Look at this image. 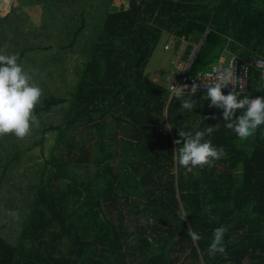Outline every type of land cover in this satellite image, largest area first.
<instances>
[{
	"label": "trees",
	"instance_id": "1",
	"mask_svg": "<svg viewBox=\"0 0 264 264\" xmlns=\"http://www.w3.org/2000/svg\"><path fill=\"white\" fill-rule=\"evenodd\" d=\"M112 1L18 0L0 16V50L28 60L43 92L34 109L39 127L22 139L0 135V181L18 187L34 174L15 221H0V264H264V125L241 141L225 127L222 109L189 112L143 80L162 29L185 39L204 34L190 74L219 58L231 16L252 32L246 41L255 36L253 47L262 46L264 0H217L208 8L195 0H128L127 8L111 10ZM23 6L40 7L38 26ZM191 49L185 46L183 57ZM70 56L83 58L72 81ZM254 69L250 88L262 79ZM216 124L205 139L225 155L186 173L174 151L179 130ZM50 132L55 143L45 158ZM120 143L126 154L112 164ZM38 145L41 160L30 152ZM56 181L62 186L54 190ZM103 204L113 207L116 222L99 216ZM220 226L227 255L210 256ZM65 237L70 245L63 248Z\"/></svg>",
	"mask_w": 264,
	"mask_h": 264
},
{
	"label": "clouds",
	"instance_id": "2",
	"mask_svg": "<svg viewBox=\"0 0 264 264\" xmlns=\"http://www.w3.org/2000/svg\"><path fill=\"white\" fill-rule=\"evenodd\" d=\"M19 59V53L6 54L0 50V135L14 134L22 139L31 133L33 126L39 127L40 121L34 109L40 102L43 92L33 81L32 76L24 70ZM234 78H237L234 64L230 62L226 67L217 70L215 79L211 83L205 82L202 86L207 90L204 98L210 100V106L223 110L225 127L232 130L238 139L243 141L253 136L256 130L264 125V96L252 98L235 89L230 90L227 95L223 94L222 89L229 84H234L232 83ZM262 79H264V73H262ZM200 87L201 85L193 83L190 91H186L189 89L188 84H169L171 93L181 101V107L189 112L196 107L191 97L196 95ZM237 110H242V114L236 116ZM212 118L215 119V117ZM167 128L171 127L167 126ZM218 128L219 125L216 124L194 133L179 130L178 135L182 139L174 141L180 146L174 151L178 153V163L185 168L186 173L192 172L198 166H212L215 160L225 155L223 147L217 148L212 145L210 139H205L206 135L211 136ZM9 215L15 216L16 213L10 212ZM186 216H182L181 219L184 220ZM226 231L224 226L213 230V238L208 248L210 256H215L217 253L227 255L223 243ZM187 234L193 242L201 239L191 226L187 229Z\"/></svg>",
	"mask_w": 264,
	"mask_h": 264
},
{
	"label": "crops",
	"instance_id": "3",
	"mask_svg": "<svg viewBox=\"0 0 264 264\" xmlns=\"http://www.w3.org/2000/svg\"><path fill=\"white\" fill-rule=\"evenodd\" d=\"M121 1L122 2L126 1V2L123 5L122 4L120 5L119 0H113L112 4H111V10H119V9H124V8L128 7V4H129L128 0H121ZM213 1L214 2L211 6H213L217 2V0H213ZM195 2L198 3V0H195ZM248 6H249V4H246L244 6H240L241 9L239 7L237 9L243 10ZM232 19H234V18H232V16H231L230 23H232V25H231V27L229 25L230 28L228 29V33L226 34V36L228 38V42H227L226 46L224 47L223 51L220 53V56L224 55L226 57L230 53H235L247 61H253L257 58H263L264 59V43L262 44V46H258L257 48L253 47V45L256 42V40L254 39L255 36L254 37L252 36L250 41H246L245 34L246 33L252 34V32H250L248 27L246 25H244L242 22H237V21L234 22ZM239 19H241V18H239ZM208 28H210V27H208ZM244 30L246 31L245 33H243ZM239 35L242 37L239 38L238 37ZM171 36H174V38L176 40V46H180L184 50L185 46L191 45L192 46L191 50H193L195 52L203 40V34H200L199 32L194 31L188 36V38L185 39L180 34H175L171 31L162 29L161 35L159 37L157 44L155 45L152 56L150 57L148 64L144 68L143 77L146 79H143V80H145L146 82H149L151 88L152 87L156 88V86H157V88H160V90H163L164 93H161V94H166V95L168 94L169 98L173 97V96H170V93L168 92L167 87H168V85H169V83L172 80L173 75H174L173 60H174V55H175L174 52L176 50V46H173L170 49H165V44L170 40ZM159 41H161V42H159ZM76 58H77V56H70L67 59L68 62L66 65V68H67L66 76L68 78H66V79H77V77H78L77 70L78 71L80 70V68H81L80 62L82 61L83 58H80V59H76ZM27 61L28 60H24L22 62V66H23L25 71L30 73L32 71H30L31 68L28 67ZM152 63L154 64V69L149 70ZM169 67H171V68L169 69ZM253 68H255V67H253ZM157 69H159V70H157ZM166 70H171V71L169 73V71L167 72ZM254 70H257V72H259L260 74L264 73V69L255 68ZM69 72H71V75H68ZM165 72L168 75H165L164 74ZM30 75L31 76L33 75L32 76L33 79L35 78V74H30ZM158 76H166L167 77V79H164V82H165L164 85L165 86L160 85V84H162L160 82V81H162V79H158ZM251 81H254V79H252ZM258 83L259 84H256L251 88L248 87L247 91L241 92V93L247 94L250 97L254 98L256 96V94L259 93V91L264 89V81L262 79H259ZM223 94L227 95L228 92H223ZM205 96H206V94H201V95H193L191 97L192 100H194L196 103V107L193 109L194 111H199V109H198L199 107L202 108L201 111L205 110V109L214 108V107L210 106L211 102H210V100H207L206 98H204ZM185 98H187V94H185ZM240 98H242V96ZM241 112H242V110H237L236 113L241 114ZM57 187H58V185L54 186L53 189L57 190Z\"/></svg>",
	"mask_w": 264,
	"mask_h": 264
},
{
	"label": "rangeland",
	"instance_id": "4",
	"mask_svg": "<svg viewBox=\"0 0 264 264\" xmlns=\"http://www.w3.org/2000/svg\"><path fill=\"white\" fill-rule=\"evenodd\" d=\"M121 2V3H120ZM126 2V1H125ZM125 2H122L121 0H119V4L123 5ZM213 0H198V3H201L204 5V7H210L213 4ZM18 4V0H0V16H4L7 14V12L11 9V7L16 6ZM125 7V6H124ZM127 8V7H126ZM23 11H26L27 14L29 15V17L31 18V20L33 21L34 24H36L37 26L40 24V16H41V9L38 6H23ZM161 42V41H159ZM176 46V45H175ZM177 47V46H176ZM76 59H80V58H76ZM171 67H169L170 69ZM159 70V69H157ZM167 72L171 70H166ZM175 73V70H174ZM165 75L166 72L164 73ZM68 75H71V72L68 73ZM73 75V74H72ZM33 76V75H32ZM66 78H68L66 76ZM158 79H162V81H160L162 84H160L161 86H165V82L164 79H167L166 76H158ZM70 81H72L73 79H69ZM168 88V87H167ZM165 126L167 128L168 122L165 123ZM169 129V128H168ZM170 130V129H169ZM40 134V133H39ZM41 137V136H39ZM45 147L43 149V153H44V157H48L50 154L51 149L53 148V144L55 143V133H48L45 134ZM88 136L85 137V140L87 142ZM32 142H30L27 146H30ZM116 157H114L115 159L112 161V164L115 163V160L119 158L118 157H122L123 155H125V150L123 148V145L120 143L119 145H116L115 147ZM30 152H32L33 154H35L37 157L36 159L41 160V145L36 146V148H34V150H31ZM55 152L57 153V151L55 150ZM58 152H63V150H59ZM0 153L2 154L1 156V160H5V152L3 150H0ZM41 157V158H40ZM31 162L36 163L35 161H33V159L31 160ZM32 177L27 176L26 178L21 179L19 182H16L15 184H18V187H14V185L12 184V181L7 183L5 182V184H10V186H6L2 181H0V221H2L3 218H6L8 220H10L9 222H7V226H9V223L12 224L17 216V210L18 207H20L22 205V203L20 202V200L22 199V201H27V196H28V187H30L29 185L34 181V174H30ZM36 176V175H35ZM56 185H60L62 186V184L59 183V181H56ZM6 186V190H9L10 188L13 190L10 191L9 193L4 192L5 191V187ZM7 197H10V199L12 200H7ZM21 203V204H20ZM20 204V205H19ZM20 210V208H19ZM10 212H14L16 213L15 216L13 215H9ZM99 216L101 217V215H106L107 218L113 220L114 222H116V215L114 214V210L113 207L109 206V204H103L100 209L98 210ZM52 231H58V226L55 225L53 227L50 228ZM132 229V228H130ZM5 234L7 237H9L10 239L12 236V233L15 232V230L10 231V228H8V230L5 229ZM7 240H9L7 238ZM64 240V245L63 247H67L70 245V240L68 238H63ZM91 240V238H90Z\"/></svg>",
	"mask_w": 264,
	"mask_h": 264
},
{
	"label": "built area",
	"instance_id": "5",
	"mask_svg": "<svg viewBox=\"0 0 264 264\" xmlns=\"http://www.w3.org/2000/svg\"><path fill=\"white\" fill-rule=\"evenodd\" d=\"M175 45L176 40L174 36H171L170 40L165 44V49H170ZM195 53V51L191 50L186 57H183V48H181L180 46L176 47L173 60L175 73L170 83H173L174 85L188 84L189 89L186 91H190V86L193 83L201 85V87L198 88L197 92L195 93L196 95L206 94L207 90L202 86L203 83H211L215 79L217 70L221 67H226L230 62H233L234 64L235 76L237 78H234L232 81V83H234L235 85L229 84L227 87L222 89V92H229L232 89L241 92L247 91L251 68L255 67L258 69H264L263 58H257L253 61H247L239 57L238 54L230 53L226 57L224 55H221L216 61L208 65L207 69L198 71L195 74H190L189 70L194 60ZM168 91L170 93V96H174L169 90V85Z\"/></svg>",
	"mask_w": 264,
	"mask_h": 264
}]
</instances>
